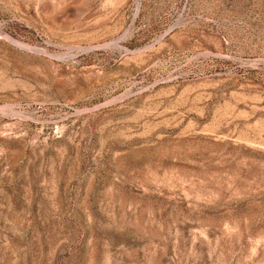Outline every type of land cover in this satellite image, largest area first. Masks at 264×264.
I'll use <instances>...</instances> for the list:
<instances>
[{
  "label": "rangeland",
  "instance_id": "1",
  "mask_svg": "<svg viewBox=\"0 0 264 264\" xmlns=\"http://www.w3.org/2000/svg\"><path fill=\"white\" fill-rule=\"evenodd\" d=\"M0 264H264V0H0Z\"/></svg>",
  "mask_w": 264,
  "mask_h": 264
}]
</instances>
